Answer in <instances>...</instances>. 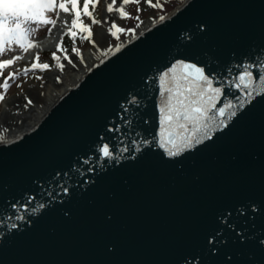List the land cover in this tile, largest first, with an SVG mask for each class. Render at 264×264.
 <instances>
[{
    "label": "water",
    "instance_id": "water-1",
    "mask_svg": "<svg viewBox=\"0 0 264 264\" xmlns=\"http://www.w3.org/2000/svg\"><path fill=\"white\" fill-rule=\"evenodd\" d=\"M121 45L0 142V264H264V0H184ZM180 63L221 88L210 115L233 108L169 156Z\"/></svg>",
    "mask_w": 264,
    "mask_h": 264
},
{
    "label": "snow or ice",
    "instance_id": "snow-or-ice-1",
    "mask_svg": "<svg viewBox=\"0 0 264 264\" xmlns=\"http://www.w3.org/2000/svg\"><path fill=\"white\" fill-rule=\"evenodd\" d=\"M139 4L141 0H122L117 5V0H108L105 6L106 13H117L112 18V23L107 28L112 36L118 37V34L129 31L124 27L118 26L117 19L131 18V14L126 11L129 3ZM150 7H162L160 4H153L152 0H146ZM90 4L93 9L98 6L99 0H0V70H5L12 66L16 61L23 57L20 54L4 59L5 55L13 52L28 54L33 49H37L35 59L31 62L30 67L23 69L26 75L29 71L36 69L48 70L50 65L47 62H39V45L35 42L37 33L41 28H47V34L51 35L59 27L64 35H71L73 39L77 37V30L81 34V39L89 40L95 44L92 39V26L107 23V20L100 21L94 17V12L90 11ZM141 9L136 8L139 12ZM91 18L90 24H85L83 18ZM139 20V16L135 17ZM164 19V17H160ZM50 26V27H49ZM114 29V30H113ZM86 34V35H85ZM63 37L60 43L56 45L60 49ZM121 46L116 47V51ZM66 52V49L64 50ZM73 52L79 55V49L73 48ZM52 58L58 60L56 52L52 53ZM68 63L72 60L65 56ZM63 70L64 65H56ZM15 73L10 74L4 79L0 87L3 92L0 93V102L5 100V95L10 87L9 80L15 78ZM36 79H42L37 76ZM58 79V78H57ZM247 81V83H246ZM252 74L245 71L239 77V83L236 87L243 86L248 89L251 86ZM162 86L161 97L162 106L159 108L160 117V144L167 149L169 156H177L185 149L191 148L193 144L201 143L202 139L210 138L208 133L216 116L224 117L226 109H232L231 103L226 104L210 115L212 109L216 108V100L221 95V88L213 87L212 80L205 74L203 69L194 64L180 63L174 65L160 77ZM19 87V85H17ZM264 91V88L261 89ZM248 96L252 92H247ZM27 99V98H26ZM32 101L27 100V105ZM25 105V107H27ZM231 116H235L233 111ZM225 121L220 120L216 127H225ZM105 156H109L108 147L103 148Z\"/></svg>",
    "mask_w": 264,
    "mask_h": 264
},
{
    "label": "rangeland",
    "instance_id": "rangeland-1",
    "mask_svg": "<svg viewBox=\"0 0 264 264\" xmlns=\"http://www.w3.org/2000/svg\"><path fill=\"white\" fill-rule=\"evenodd\" d=\"M182 0H152L153 4H160L162 7H150L146 0H141V2L137 5L135 3H129V5L126 6V11H128L131 14V18L127 19H117L116 23L118 26L124 27L125 29H129L130 26L136 22L135 19V13L140 14H148L153 13L154 16L162 15L168 11H170L172 8H174L178 3H180ZM95 2V0H93ZM108 0L106 1V3ZM122 2V0H117V5H119ZM104 0H99V4L97 7L93 9L94 17L100 21L107 20V23L97 24L92 26V39L94 37L102 38V39H108L110 41L118 40L121 36L125 35L127 31L118 34V37L112 36L109 32H107V28L112 23V18L116 17L118 14L113 13H106ZM136 8L141 9L139 12L136 11ZM151 11V12H150ZM83 22L85 24L91 23V18L84 17ZM46 28H41V30L37 33V35L44 32ZM114 30V29H113ZM60 35V34H59ZM58 40V39H57ZM89 40H78L75 42L72 48L67 50L66 52L59 53V59L56 60L53 64L50 65V68L48 70H40L36 69L34 71H29L26 75L24 74L23 69L25 67H30L31 62L35 59V53L29 58L24 59V57L16 61L12 66L5 70H0V85L3 84L4 79L7 78L10 74L15 73V78L9 80L10 87L7 90V93L5 95V98H8L9 100L6 102L7 106H5L6 113L3 114V116L0 119V124L4 125L7 122H13V121H19L20 118L24 116L23 109L25 108V105H27V100L33 101L36 97L40 96L42 94L46 83H53L57 84L61 78L62 74L67 71L72 66L74 68L81 67L83 64L87 62V58H83L81 54L74 55L75 52L72 51V49L78 48L82 49L85 48L87 44H89ZM43 50L39 51V56L43 58V60L48 59L46 56V53H42L44 50H55L57 47L55 46H43L41 47ZM15 52L10 53L8 55H5L3 58H11ZM74 55V56H72ZM65 56L70 57L72 62L68 63V60L65 59ZM40 60L39 62H41ZM42 63V62H41ZM63 64V70H61L56 65ZM42 77V79H36V77ZM58 78V79H57ZM19 85V87H17ZM4 90L2 87H0V93H2ZM27 98V99H26ZM28 106V105H27ZM3 110V102H0V112Z\"/></svg>",
    "mask_w": 264,
    "mask_h": 264
},
{
    "label": "bare ground",
    "instance_id": "bare-ground-1",
    "mask_svg": "<svg viewBox=\"0 0 264 264\" xmlns=\"http://www.w3.org/2000/svg\"><path fill=\"white\" fill-rule=\"evenodd\" d=\"M106 1L107 0H104V4L106 3ZM183 1L184 0L178 3L174 8H172V10L175 9ZM136 16H139L140 19L136 20V22L133 23L128 29L129 31H127L126 34L121 36L118 40L110 41L107 38L102 39L94 37L93 40H95V44L90 42L85 46V48H80L79 54H81L83 58H87V62L83 64V66H81L80 68H74L73 66L69 68L62 74V78L57 84L46 83L42 94L36 97L32 101V104L28 105L23 109L24 116L20 118L19 121L17 120L13 122H7L4 125L0 124V142L15 137L23 131H26L27 128L36 124L38 120H40L44 116V113L47 112L49 108H51L57 102V100L62 95H64L65 92L68 91L70 86L75 84L81 77H83L88 72V69L94 66L105 55L115 49V47L119 46V44L124 42L126 39H129L134 36L144 27L151 24V22H155L158 20V16H154L153 13H148L144 15L140 13H135V17ZM60 33L61 31L58 27L53 31L51 35H48L46 28L43 33L37 35V39L35 42L39 45V48L43 46H55ZM36 51L37 49H33L28 54L15 52L13 56L20 54L24 57V59H29ZM76 54L77 53H75L74 55L76 56ZM9 97L10 95L3 101V110L0 112V119L3 114H5L7 111H4V109L5 106H7L6 102L9 100Z\"/></svg>",
    "mask_w": 264,
    "mask_h": 264
},
{
    "label": "trees",
    "instance_id": "trees-1",
    "mask_svg": "<svg viewBox=\"0 0 264 264\" xmlns=\"http://www.w3.org/2000/svg\"><path fill=\"white\" fill-rule=\"evenodd\" d=\"M90 11H92V5L90 4ZM78 34H77V37L75 39H73L71 37V35H64L63 32L60 33L59 37H58V40H57V43H60V38L63 37V40H62V45L60 47V49H55V50H44L42 53H46V56L48 57L47 61L46 60H43V58H41L39 56V61L42 60L41 62L44 63V62H47L49 65L53 64L56 60H54L52 58V53L53 52H56L57 53V56H59V53H62L64 52V50L66 49L69 50L70 48L73 47V45L75 44V42H77L78 40H81V34L79 33V31L77 30ZM86 35V34H85Z\"/></svg>",
    "mask_w": 264,
    "mask_h": 264
}]
</instances>
